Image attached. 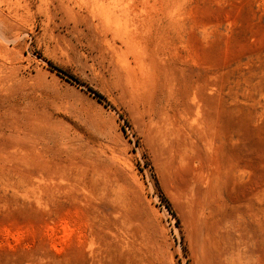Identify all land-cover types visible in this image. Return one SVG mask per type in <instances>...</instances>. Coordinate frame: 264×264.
<instances>
[{"label": "rangeland", "instance_id": "obj_1", "mask_svg": "<svg viewBox=\"0 0 264 264\" xmlns=\"http://www.w3.org/2000/svg\"><path fill=\"white\" fill-rule=\"evenodd\" d=\"M0 264H264V0H0Z\"/></svg>", "mask_w": 264, "mask_h": 264}]
</instances>
